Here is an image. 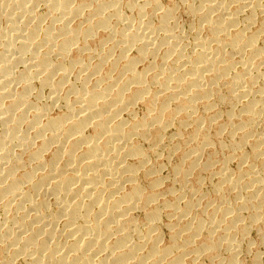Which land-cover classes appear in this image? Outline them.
<instances>
[{"label": "bare ground", "instance_id": "obj_1", "mask_svg": "<svg viewBox=\"0 0 264 264\" xmlns=\"http://www.w3.org/2000/svg\"><path fill=\"white\" fill-rule=\"evenodd\" d=\"M255 229L264 0H0V264H263Z\"/></svg>", "mask_w": 264, "mask_h": 264}, {"label": "rangeland", "instance_id": "obj_2", "mask_svg": "<svg viewBox=\"0 0 264 264\" xmlns=\"http://www.w3.org/2000/svg\"><path fill=\"white\" fill-rule=\"evenodd\" d=\"M181 18H182V21H186L187 19H189L190 20V18L188 17V15H186L185 13H184V11L183 10H181ZM186 18V19H185ZM189 20H187L186 22H189ZM186 22H185V24H186ZM224 110H226V108H224ZM138 111H139V113H142V110L140 109V108H138ZM236 165V162L235 161H233L232 162V164H231V167H233L234 168V166ZM167 173H168V171H166L165 172V175H167ZM257 231V232H256ZM253 233V234H252ZM256 233V234H255ZM256 235V236H255ZM258 235V236H257ZM253 236V237H252ZM255 237H257L256 239H254ZM260 239V234H259V232H258V230L257 229H255L254 231H252L251 232V234H250V236H249V238H248V240H250L251 242H258V240ZM257 242L256 243H254L255 245H253V246H255V248H256V246H257V249L260 251V254H261V257H263L262 259L264 260V243L263 244H261V245H257ZM250 254H252V255H250ZM242 253V255H240V257H239V259H241V260H243L244 261V263L246 262V264H253L252 263V261H253V256H254V253ZM263 254V255H262ZM248 258H247V257ZM246 257V258H245ZM248 260H249V262H248ZM264 264V263H263Z\"/></svg>", "mask_w": 264, "mask_h": 264}]
</instances>
